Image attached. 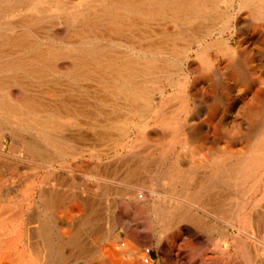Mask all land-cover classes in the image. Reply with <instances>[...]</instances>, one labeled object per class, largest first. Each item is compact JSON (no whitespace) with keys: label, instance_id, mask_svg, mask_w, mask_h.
<instances>
[{"label":"rangeland","instance_id":"obj_1","mask_svg":"<svg viewBox=\"0 0 264 264\" xmlns=\"http://www.w3.org/2000/svg\"><path fill=\"white\" fill-rule=\"evenodd\" d=\"M140 3L151 12H132ZM180 4L195 12H174ZM261 5L259 0L248 4L243 0H0V66L13 59L27 65V70L17 74L0 69V264H42L43 255L36 251L41 248L40 239L33 234L39 223H46L55 237L53 250L61 246L57 236L77 235L74 243L62 244L61 264H132L130 250L137 248L150 264H204V257L211 256L223 233L221 243L232 253L237 248L242 258L239 264H264L258 250L264 237L256 233V239H249L242 234L239 215L230 223L233 227L228 225L230 192L223 185L215 187L216 180L208 177L211 163L229 164L245 156L251 130L261 128L249 126L247 119V106L264 103V18L254 12ZM84 42L106 57L117 58L111 63L115 67L123 66L125 57L134 59L133 65L143 62L150 56L146 52L155 50L156 69L129 85L134 94H117L122 80L101 79L82 68L85 76H72L73 64L64 56ZM40 56L41 62L30 61ZM94 66L88 64V68ZM32 69L39 74L30 73ZM146 90L152 93L145 95ZM56 124L60 128L51 126ZM162 148L164 160L153 173ZM257 159H264V152ZM135 168L138 174L130 175ZM175 168L177 190L172 193L170 173ZM133 187L147 194V203L131 201ZM189 193L196 199L191 200ZM175 202L190 209L199 221L179 223L171 239L166 234L154 235L156 223L149 212L154 206Z\"/></svg>","mask_w":264,"mask_h":264},{"label":"bare ground","instance_id":"obj_2","mask_svg":"<svg viewBox=\"0 0 264 264\" xmlns=\"http://www.w3.org/2000/svg\"><path fill=\"white\" fill-rule=\"evenodd\" d=\"M5 1V0H4ZM9 1V0H8ZM97 1V0H96ZM104 1V0H103ZM118 1H126V0H118ZM231 1V0H230ZM245 4H248L249 2L253 1V0H243ZM261 2H263V5L261 6H258V7H254L255 10L254 12L258 15H262L263 18H264V0H259ZM207 2V1H206ZM218 2V0H217ZM62 3V2H61ZM103 3V2H102ZM4 4V3H3ZM185 4H187V2H185ZM185 4H180L178 7H175L174 8V12L176 13H180V14H186V13H191V12H195L193 9H188L187 6ZM204 4V3H203ZM239 4V3H238ZM2 5V4H1ZM5 5V4H4ZM9 5V4H8ZM141 5V6H140ZM140 5L138 6H135V8H131V11L132 12H136V11H139V12H148L150 13L151 11H149L148 9H144V5L143 3H140ZM150 5V4H148ZM214 5V4H213ZM228 5V4H227ZM236 5V4H235ZM244 5V4H243ZM221 6V5H220ZM223 6V5H222ZM239 6V5H238ZM210 8V7H209ZM229 8V7H228ZM84 10V9H83ZM242 10V9H241ZM251 10V9H250ZM85 11V10H84ZM197 11V9H196ZM207 11V10H206ZM253 12V11H252ZM197 13V12H196ZM205 13V12H204ZM257 15V16H258ZM136 16V15H135ZM206 17V16H205ZM196 18V17H195ZM258 18V17H257ZM135 19V18H134ZM133 19V20H134ZM174 19V17H173ZM173 19H172V23H173ZM261 19V18H260ZM153 20V19H152ZM196 20V19H195ZM204 20V19H203ZM202 20V21H203ZM136 21V20H135ZM155 21V20H153ZM171 21V20H170ZM169 21V22H170ZM192 21V20H191ZM205 21V20H204ZM26 22V21H25ZM134 22V21H132ZM140 22V21H139ZM145 22V21H144ZM74 23V22H73ZM163 23V22H162ZM162 23L160 25H162ZM166 23V22H165ZM185 23V22H184ZM191 23V22H190ZM195 23V22H194ZM199 23V22H198ZM142 24V23H141ZM183 24V23H182ZM181 24V25H182ZM187 24V23H186ZM185 24V25H186ZM197 24V23H196ZM195 24V25H196ZM167 25V24H166ZM169 25V23H168ZM198 25V24H197ZM209 25V24H208ZM132 26V25H131ZM170 26V25H169ZM180 26V25H179ZM233 26V25H232ZM162 27H164L162 25ZM184 27V25H183ZM198 27V26H197ZM209 27V26H208ZM235 27H238V26H235ZM170 28V27H169ZM176 28V27H175ZM179 28V27H178ZM240 28V27H239ZM180 29V28H179ZM178 29V30H179ZM201 29V28H200ZM205 29V28H204ZM207 29V28H206ZM30 30V29H29ZM157 30V29H156ZM172 30V28H171ZM181 30V29H180ZM189 30V28H188ZM145 31V30H144ZM155 31V30H154ZM232 31H234V29H232ZM148 32V31H146ZM156 32V31H155ZM158 32V30H157ZM192 32V30H191ZM195 32V30H194ZM193 32V33H194ZM17 33V32H16ZM144 33V32H143ZM176 33V31H175ZM209 33V32H208ZM239 33V32H238ZM195 34V33H194ZM201 34V32H200ZM127 35V34H126ZM132 35V34H131ZM136 35V34H135ZM146 35V34H145ZM14 36V35H13ZM128 36V35H127ZM139 36V35H138ZM178 36V35H177ZM184 36V35H183ZM198 36V35H197ZM135 37V36H134ZM147 37V36H146ZM217 37V36H215ZM222 37V36H221ZM55 38V37H54ZM112 38V37H111ZM227 38V37H226ZM136 39V38H135ZM138 39V38H137ZM142 39V38H141ZM193 39V38H192ZM34 40V39H33ZM225 40V39H223ZM167 41V40H166ZM172 41V40H170ZM178 41V40H177ZM181 41V40H180ZM214 41V40H213ZM137 42V41H136ZM142 42V41H141ZM196 42V41H195ZM209 44L211 43L210 41H208ZM185 43V42H184ZM190 43V41H189ZM188 43V44H189ZM214 43V42H213ZM3 44V43H1ZM127 44V43H126ZM150 44V43H149ZM193 44V43H192ZM23 45H25L23 43ZM22 45V46H23ZM151 45V44H150ZM160 45V44H159ZM166 45V44H165ZM201 45V44H200ZM15 46V45H14ZM17 46V45H16ZM20 46V44H19ZM147 46V45H146ZM152 46V45H151ZM154 46V45H153ZM167 46H169L167 44ZM182 46H185V45H182ZM187 46V45H186ZM185 46V47H186ZM218 46V45H217ZM229 46V45H228ZM144 47V46H143ZM179 47V46H178ZM191 47V46H190ZM216 47V46H215ZM138 48V47H137ZM167 48V47H166ZM171 48V47H170ZM177 48V46H176ZM189 48V47H188ZM199 48V47H198ZM197 48V49H198ZM204 48V47H203ZM207 48V47H206ZM205 48V49H206ZM219 48V47H218ZM141 49V48H140ZM175 49V48H174ZM173 49V50H174ZM179 49V48H178ZM185 49V48H184ZM196 49V50H197ZM231 49V48H230ZM5 50V49H4ZM139 50V49H138ZM143 50V49H142ZM158 50V49H157ZM170 50V49H169ZM172 50V49H171ZM68 51V50H67ZM155 51V50H154ZM154 51H151V50H148L146 53H148L150 56L147 57L146 59L143 60V62H136V64L133 65V63L135 62L134 59H129L130 57H125L124 58V61L126 62L123 66H119V67H115V66H111V63H115L117 61V58H114V57H106L103 52L100 50V49H95L91 46V44L89 42H84L82 44V47H79V49L77 50H73V51H70L68 52L67 54H65L64 57L66 58H69L72 62V68H71V72H72V76L73 77H79L80 75H83L84 73H82L81 71V68L82 69H85V70H92L93 74L95 73V75H98L99 78L101 79H119V80H122V83L119 85V87L117 89H115V93L117 94H127V95H130V94H134L133 93V89H131V87L129 85L133 84V83H136L135 80L136 78H139V77H142L144 75H151L153 73V71L156 69V58L154 57ZM177 51V50H176ZM202 51V50H201ZM206 51V50H205ZM222 51V50H221ZM225 51V50H224ZM61 52V50H60ZM56 53V52H55ZM158 53V52H157ZM181 53V52H180ZM221 53V52H220ZM227 53V51H226ZM22 54V53H20ZM177 54V53H176ZM169 55V54H168ZM207 55V54H206ZM228 55V54H227ZM226 55V56H227ZM230 55V54H229ZM43 60V58L40 56V57H37V58H32L30 59V61H35V62H41ZM47 60V59H46ZM119 60V58H118ZM184 60V59H183ZM29 61V62H30ZM159 61H160V58H159ZM163 61V59L161 60V62ZM51 64V63H50ZM88 64H95L94 67H91V68H88ZM98 64V65H97ZM119 64V63H118ZM165 64V63H164ZM167 64V63H166ZM188 64V63H187ZM237 64V63H236ZM232 65V64H231ZM27 65L22 61V60H17V59H13L9 62H6L4 63L3 65L0 66V69L1 70H6V71H11L15 74L18 73V71H24V70H27ZM186 66V65H185ZM49 67H51V65H49ZM230 67V66H229ZM241 67V66H240ZM233 68V67H232ZM236 68V67H235ZM238 70V67L236 70L234 71H237ZM30 73H37V72H40V71H36L34 69L32 70H29ZM81 71V72H80ZM220 71V70H219ZM69 72V70H68ZM163 72V71H162ZM166 74H167V70L165 71ZM169 72V71H168ZM82 73V74H81ZM164 73V72H163ZM216 73V72H215ZM39 74V73H37ZM41 74V73H40ZM64 74V72H63ZM156 74V73H155ZM158 74V73H157ZM162 74V73H161ZM238 74V75H237ZM236 76H240V73L237 72ZM10 75V74H9ZM42 75V74H41ZM49 76V75H48ZM63 76V75H62ZM85 76V75H83ZM155 77H159V76H156L154 75ZM166 76V75H165ZM164 76V77H165ZM218 76V75H216ZM227 76V75H226ZM149 77V76H148ZM162 77V76H160ZM70 78V77H69ZM85 78V77H84ZM83 78V79H84ZM186 78V77H185ZM219 78V77H218ZM233 78V77H231ZM262 78V77H261ZM64 79V78H63ZM95 79V78H94ZM147 79V77H146ZM188 79V78H187ZM263 79V78H262ZM45 80V79H44ZM55 80V79H54ZM141 80V79H140ZM144 80V79H143ZM142 80V81H143ZM148 80V79H147ZM150 80V79H149ZM168 80V79H167ZM176 80V79H175ZM214 80V79H213ZM19 81V79H18ZM26 81V80H25ZM63 81V80H62ZM62 81H60L62 83ZM65 81V80H64ZM87 81V79H86ZM187 81V80H186ZM98 82V81H97ZM140 82V81H139ZM143 82H146V81H143ZM163 82V81H162ZM190 82V81H189ZM235 82V81H234ZM142 83V82H141ZM157 83V82H156ZM14 84V83H13ZM50 84V82L48 83ZM57 84V83H56ZM79 84V83H78ZM86 84V83H85ZM116 84V83H115ZM114 84V86H115ZM146 84V83H145ZM149 84V82H148ZM160 84V83H159ZM183 84V83H182ZM237 84V83H236ZM254 84V83H253ZM53 85V84H52ZM60 85V83H59ZM74 85V84H73ZM94 85V83L92 84ZM106 85V84H104ZM112 85V84H111ZM143 85V84H142ZM156 85V84H155ZM181 85V84H180ZM186 85V84H185ZM238 85V84H237ZM236 85V86H237ZM256 85V84H255ZM66 86V85H65ZM103 86V85H102ZM138 86V85H137ZM171 86V85H170ZM226 86V85H225ZM239 86V85H238ZM237 86V87H238ZM48 87V85H47ZM51 87V86H50ZM152 87V86H151ZM150 87V88H151ZM155 87V86H153ZM152 87V88H153ZM227 87V86H226ZM258 87V86H257ZM257 87H256V90H257ZM56 87H54L55 89ZM96 88V87H95ZM149 88V86H148ZM160 88V86H159ZM190 88V87H189ZM231 88V87H230ZM251 88V87H250ZM4 89V88H3ZM73 89V88H72ZM80 89V88H79ZM89 89V88H88ZM147 89V88H146ZM170 89V88H169ZM212 89V88H211ZM240 89V88H239ZM113 90V89H112ZM143 90V89H142ZM155 90V89H154ZM157 90V89H156ZM227 90V89H226ZM255 90V89H254ZM255 90V91H256ZM99 91V90H98ZM164 91V90H163ZM212 91V90H211ZM210 91V92H211ZM228 91V90H227ZM229 91H231L229 89ZM7 92V91H6ZM76 92V91H75ZM105 92V91H104ZM113 92V91H112ZM151 92V91H150ZM149 91H145L144 94L145 95H149L150 93ZM165 92V91H164ZM190 92V91H189ZM254 92V91H253ZM39 93H42V92H39ZM44 93V92H43ZM86 93V92H85ZM142 93V92H141ZM152 93V92H151ZM193 93V92H192ZM212 93V92H211ZM218 93V92H217ZM229 93V92H228ZM231 93V92H230ZM250 93V91H249ZM12 94V93H11ZM49 94V93H48ZM103 94V93H102ZM113 94V93H111ZM140 94V93H139ZM154 94V93H153ZM208 94V93H207ZM223 94V92H222ZM69 95V94H68ZM84 95V94H83ZM97 95V94H96ZM101 95V94H100ZM143 95V94H142ZM162 95V94H161ZM215 95V94H214ZM213 95V96H214ZM234 95V94H233ZM76 96V95H75ZM123 96V95H122ZM140 96V95H139ZM144 96V95H143ZM237 96V95H236ZM86 97V96H85ZM112 97V96H111ZM119 98H121L119 95H118ZM147 97V96H146ZM51 98V97H50ZM92 98V97H91ZM117 98V97H116ZM123 98V97H122ZM127 98V97H126ZM149 98V97H148ZM187 98V97H186ZM215 99V97H213ZM110 99V98H109ZM113 99V98H112ZM64 100V99H63ZM74 100V99H73ZM86 100V99H85ZM101 100V99H100ZM99 100V101H100ZM51 101V100H50ZM57 101V100H56ZM115 101V100H114ZM124 101V100H123ZM122 101V102H123ZM141 101V100H140ZM186 101V100H185ZM227 101V100H225ZM237 101V100H236ZM240 101V100H239ZM243 101V100H242ZM245 101V100H244ZM90 102V101H89ZM108 102V101H106ZM119 102V101H118ZM132 102V101H131ZM137 102V101H136ZM139 102V101H138ZM233 102V101H232ZM241 102V101H240ZM88 103V102H87ZM105 103V102H104ZM120 103V102H119ZM167 103V102H166ZM188 103V102H187ZM236 103V102H235ZM47 104V103H45ZM51 104V103H50ZM95 104V103H94ZM113 104V103H112ZM237 104V103H236ZM247 104V103H246ZM82 105V104H81ZM96 105V104H95ZM115 105V104H114ZM119 105V104H118ZM124 105V104H123ZM122 105V106H123ZM127 105V104H126ZM189 105V104H188ZM33 106V105H32ZM37 106V105H36ZM74 106V105H73ZM79 106V105H78ZM83 106V105H82ZM120 106V105H119ZM130 106V104H129ZM140 106V105H139ZM145 106V105H144ZM148 106V105H147ZM181 106V105H180ZM232 106V105H231ZM230 106V107H231ZM235 106V105H234ZM240 106V105H239ZM29 107V106H28ZM34 107H35V104H34ZM53 107V106H52ZM60 107V106H59ZM85 107V105H84ZM95 107V106H94ZM118 107V106H117ZM134 107V106H133ZM189 107V106H188ZM228 107V106H227ZM236 107V106H235ZM33 108V107H32ZM31 108V109H32ZM62 108V107H61ZM77 108V107H76ZM83 108V107H81ZM92 108V107H91ZM107 108V107H106ZM144 108V107H143ZM161 108V107H160ZM159 108V109H160ZM187 108V107H186ZM184 108V109H186ZM245 108V107H244ZM12 109V108H11ZM26 109V108H25ZM80 109V108H79ZM86 109V108H85ZM96 109V108H94ZM99 109V108H98ZM102 109V108H101ZM117 109V108H116ZM128 109V108H127ZM226 109V108H225ZM231 109H233L231 107ZM18 110V109H16ZM28 110V109H27ZM66 110V109H65ZM73 110V109H72ZM83 110V109H81ZM88 110V108L86 109ZM93 110V109H92ZM91 110V111H92ZM122 110V109H120ZM125 110V109H124ZM166 110V109H165ZM164 110V111H165ZM227 110L230 112V110L227 108ZM240 110V109H238ZM246 110V109H245ZM247 110H248V114H247V119H248V122H249V126L251 127H254V126H260L261 128L256 130V131H252L250 132L249 134V139H248V152H246L245 156L242 157V155L240 156L241 158H239L238 160H236L235 162H231L228 164H225V162L223 161H217L215 163H211V166H210V173H209V176L210 179H215L217 184L215 187H221L222 185L226 187V189L230 192V200L228 201V205H229V215L227 216V219H228V222H229V226H231V224L233 223V221L235 220V216L236 215H239L238 216V219L241 223V226L238 227L240 228V232L242 234H244L247 238L249 239H256L255 237V234L258 233L259 235H261L262 237H264V159H257V155L264 152V103L262 105H255V106H247ZM31 111H34V110H31ZM100 111V110H99ZM107 111V110H106ZM163 111V112H164ZM190 111V110H189ZM188 111V112H189ZM215 112V110H213ZM35 112V111H34ZM90 112V110L88 111ZM87 112V113H88ZM119 112V111H118ZM140 112V111H139ZM238 112V111H237ZM236 112V113H237ZM31 113V112H30ZM99 113V112H98ZM97 113V114H98ZM117 113V111L115 112V114ZM145 113V112H144ZM154 113V112H153ZM213 113V112H212ZM21 114V113H20ZM90 114V113H89ZM92 114V113H91ZM106 114V113H105ZM123 114V112H122ZM128 114V113H126ZM135 114V113H134ZM166 114V113H165ZM169 114V113H168ZM215 114V113H214ZM65 115V114H64ZM86 114H84L85 116ZM103 115V114H102ZM101 115V116H102ZM153 115V114H152ZM186 115V114H185ZM188 115V114H187ZM33 116V115H32ZM35 116V114H34ZM60 116V115H59ZM72 116V115H71ZM76 116V115H75ZM109 116V115H108ZM131 116V115H130ZM230 116V115H229ZM232 116V115H231ZM69 117V116H68ZM107 117V116H106ZM110 117V116H109ZM187 117V116H186ZM218 117V116H217ZM64 118V117H63ZM93 118V117H92ZM96 118V117H95ZM115 118V117H114ZM123 118V117H122ZM127 118V117H126ZM179 118V116H178ZM233 118V117H232ZM68 119V118H67ZM86 119V118H85ZM130 119V118H129ZM185 119V118H184ZM188 119V118H187ZM211 119V118H210ZM230 119V118H229ZM77 120V119H76ZM88 120V119H87ZM121 120V119H120ZM126 120V119H124ZM66 121V119H65ZM75 121V120H74ZM81 121V120H80ZM89 121V120H88ZM96 121V120H95ZM94 121V122H95ZM100 121V120H99ZM98 121V122H99ZM101 121H103L101 119ZM106 121V120H105ZM119 121V120H118ZM135 121V120H134ZM187 121V120H186ZM190 121V120H189ZM43 122V121H42ZM107 122V121H106ZM116 122V120H115ZM121 122V121H120ZM132 122V121H131ZM137 122V121H136ZM179 122V121H178ZM191 122V121H190ZM237 122V121H236ZM235 122V123H236ZM1 123V122H0ZM54 124V122L50 121L49 124ZM56 123V122H55ZM85 123V122H84ZM89 123V122H88ZM112 123V122H110ZM150 123V122H149ZM241 123V122H240ZM41 124V122H40ZM39 124V125H40ZM45 124V123H44ZM61 124V123H60ZM87 124V123H86ZM91 124V123H90ZM89 124V125H90ZM96 124V122H95ZM103 124V123H102ZM105 124V123H104ZM160 124V123H159ZM195 124V123H194ZM238 124V123H237ZM92 125V124H91ZM110 125V124H108ZM112 125V124H111ZM122 125V124H121ZM127 125V124H126ZM175 125H178V124H175ZM208 125V124H206ZM49 126V125H48ZM54 129H58L60 128L57 124L56 125H51ZM88 126V125H87ZM93 126V125H92ZM100 126V125H99ZM124 126V125H123ZM135 126V125H134ZM169 126V125H168ZM167 126V127H168ZM173 126V125H172ZM114 127V126H113ZM163 127V126H162ZM161 127V128H162ZM165 127V126H164ZM52 128V129H53ZM71 128V127H70ZM108 128V127H107ZM122 128V127H121ZM174 128H177L174 126ZM172 128V129H174ZM240 128V127H239ZM65 129V127H64ZM109 129V128H108ZM112 129V128H111ZM125 129V128H124ZM166 129V128H164ZM178 129V128H177ZM188 129V128H187ZM209 129V128H208ZM212 129V128H211ZM60 130V129H59ZM62 130V129H61ZM67 130V129H66ZM167 130V129H166ZM189 130V129H188ZM235 130V129H233ZM99 131V130H98ZM126 131V130H125ZM134 131V130H133ZM187 131V130H186ZM190 131V130H189ZM229 131V130H228ZM31 132V131H29ZM109 132V131H108ZM174 132V131H173ZM188 132V131H187ZM231 132V130H230ZM234 131H232L233 133ZM249 132V131H248ZM58 133V132H56ZM73 133V132H72ZM86 133V132H85ZM121 133V132H120ZM132 133V132H131ZM166 133V132H165ZM204 133V132H202ZM206 133V131H205ZM214 133V132H213ZM235 133V132H234ZM16 134V133H15ZM47 134V133H46ZM99 134V132H98ZM109 134H111L109 132ZM123 134V132H122ZM168 134V133H167ZM182 134V133H181ZM14 135V134H13ZM18 135V134H17ZM20 135V134H19ZM67 135V134H66ZM78 135V134H77ZM75 135V136H77ZM86 135V134H85ZM84 135V136H85ZM102 135V134H101ZM104 135V134H103ZM116 136L118 134H115ZM7 136V135H6ZM23 136V135H21ZM83 136V137H84ZM88 136V135H87ZM92 136V135H91ZM100 136V135H99ZM19 137V136H18ZM25 137V136H24ZM53 137V136H52ZM62 137V136H61ZM80 137V136H79ZM89 137V136H88ZM87 137V138H88ZM106 137V135H105ZM103 136V138H105ZM118 137V136H117ZM124 137V136H123ZM138 137V136H137ZM144 137V136H143ZM171 137V136H169ZM173 137V136H172ZM54 138V137H53ZM107 138V137H106ZM105 138V140H106ZM112 138V137H111ZM116 138V137H115ZM122 138V137H121ZM180 138V137H179ZM190 138V137H189ZM199 138V137H198ZM213 138V137H212ZM246 138V136H245ZM52 139V138H51ZM64 139V138H63ZM70 139V138H69ZM78 139V138H77ZM76 139V140H77ZM109 139V138H108ZM141 139V138H140ZM173 139V138H172ZM178 139V138H177ZM176 139V140H177ZM188 139V138H187ZM191 139V138H190ZM210 139V138H209ZM214 139V138H213ZM226 139V138H224ZM236 139V138H235ZM241 139V138H240ZM15 140V139H14ZM93 140V139H92ZM192 140V139H191ZM63 141V140H62ZM68 141V140H67ZM80 141V140H79ZM109 141V140H108ZM106 141V142H108ZM130 141V140H129ZM171 141V140H169ZM232 141V140H231ZM235 141V140H234ZM2 142V141H1ZM17 142V141H16ZM38 142V141H37ZM88 142V141H87ZM91 142V141H90ZM137 142V141H136ZM182 142V141H181ZM187 142V141H185ZM191 142V141H190ZM212 142V141H211ZM220 142V141H219ZM69 143V142H68ZM79 143V142H78ZM139 143V142H138ZM176 143V142H175ZM174 143V144H175ZM188 143V142H187ZM236 143V142H235ZM18 144V143H17ZM61 144V143H60ZM74 144V143H73ZM83 144V143H82ZM105 144V142L103 143ZM168 144V143H167ZM180 144V142H179ZM224 144V143H223ZM69 145V144H68ZM93 145V144H92ZM109 145V144H108ZM166 145V144H165ZM187 145V144H186ZM194 145V144H193ZM201 145V144H200ZM213 145V144H212ZM235 145V144H234ZM81 146V145H80ZM94 146V145H93ZM99 146V145H98ZM138 146L140 147V145L138 144ZM173 146V145H172ZM221 146H222V143H221ZM224 146V145H223ZM222 146V147H223ZM97 147V146H96ZM123 147V146H122ZM146 147V146H144ZM153 147H157V146H153ZM175 147V146H174ZM219 147V146H218ZM232 147V146H231ZM62 148V147H61ZM242 148V147H241ZM42 149V148H41ZM3 150V149H1ZM59 150V149H58ZM70 150V149H69ZM80 150V149H79ZM112 150V149H111ZM142 150V149H141ZM146 150V149H145ZM156 150V149H155ZM154 150V151H155ZM163 150V148L161 149ZM174 150V149H172ZM182 150V149H181ZM236 150V149H235ZM240 150V149H239ZM17 151V150H16ZM62 151V150H61ZM87 151V150H86ZM92 151V150H90ZM129 151V150H128ZM131 151V150H130ZM238 151V150H237ZM27 152V151H26ZM25 152V153H26ZM72 152V151H71ZM78 152V151H77ZM105 152V151H104ZM139 152V151H138ZM169 152V151H168ZM173 152V151H172ZM209 152V151H208ZM23 153V152H22ZM41 153V151H40ZM132 153V152H131ZM140 153V152H139ZM144 153V152H143ZM151 153V152H150ZM204 153V152H203ZM3 154V153H2ZM16 154V153H15ZM31 154V153H30ZM42 154V153H41ZM164 150L160 153V155L155 158L156 159V164L154 165L156 168L153 170V173H155L157 171V167L159 165V161L162 162L161 160L163 159L164 157ZM171 154V153H170ZM176 154V153H175ZM217 154V153H216ZM93 155V154H91ZM133 155V154H132ZM136 155V153H135ZM146 155V154H145ZM203 155V154H202ZM224 155V154H223ZM14 156V155H13ZM22 156V155H21ZM141 156V155H140ZM156 156V155H155ZM154 156V157H155ZM179 156V155H178ZM228 156V155H227ZM235 156V155H234ZM8 157V156H7ZM5 157V158H7ZM32 157V156H31ZM142 157V156H141ZM151 157H153L151 155ZM167 157V156H166ZM173 157V156H172ZM229 157V156H228ZM11 158V157H10ZM14 158V157H13ZM20 158V156H19ZM18 158V159H19ZM124 158V157H123ZM130 158V156H129ZM138 158V157H137ZM177 158V156H176ZM212 158V157H211ZM9 159V158H8ZM52 159V158H51ZM139 159V158H138ZM137 159V160H138ZM154 159V158H153ZM143 160V159H142ZM164 160V159H163ZM166 160V159H165ZM175 160V158H174ZM222 160H225V159H222ZM31 161V160H30ZM34 161V160H32ZM31 161V162H32ZM179 161V160H178ZM234 161V160H233ZM30 162V163H31ZM91 162V161H90ZM168 162V161H167ZM174 162V161H173ZM172 162V163H173ZM48 163V162H47ZM62 163V162H61ZM175 163V162H174ZM107 164H110V163H107ZM135 164V163H134ZM148 164V163H147ZM154 164V163H153ZM169 164V163H168ZM180 164V163H179ZM37 165V164H36ZM77 165V164H76ZM92 165V164H91ZM133 165V164H132ZM146 165V164H145ZM172 165V164H171ZM203 165V164H202ZM38 166V165H37ZM43 166V165H42ZM78 166V165H77ZM102 165H100L101 167ZM113 166V165H112ZM169 166V165H168ZM176 166V165H175ZM193 167H194V163H193ZM41 168V167H39ZM83 167H81L82 169ZM102 168V167H101ZM108 168V166H107ZM111 168V167H110ZM118 168V167H117ZM144 168V167H143ZM191 168V167H190ZM67 169V168H66ZM78 169V168H77ZM80 169V170H81ZM87 169V168H86ZM109 169V168H108ZM126 169V168H125ZM171 169V168H170ZM194 169H196V167H194ZM39 170V169H38ZM68 170V169H67ZM66 170V171H67ZM74 170V169H73ZM202 170V169H201ZM208 170V169H207ZM206 170V171H207ZM94 171V170H93ZM96 171V169H95ZM101 171V170H100ZM107 171V170H106ZM137 168H135L134 170H132L129 174L130 175H135L136 173L138 174L137 172ZM163 171V168L162 170ZM176 171V168L174 170V172H171L170 174L172 175L171 179H170V190L171 192H175L177 190V185H176V179L178 180V178L176 177V174H178ZM186 171V169H185ZM190 171V170H189ZM58 172V171H57ZM70 172V171H69ZM108 172V171H107ZM143 172V170H142ZM164 172V171H163ZM78 173V171H77ZM141 173V172H140ZM144 173V172H143ZM193 173V172H192ZM93 174V173H92ZM95 174V173H94ZM103 174V173H102ZM163 174V173H162ZM200 174V173H199ZM57 175V174H56ZM76 175V174H75ZM185 175V174H184ZM184 175L182 176L184 178ZM60 176V175H59ZM58 176V178H59ZM78 176V175H76ZM101 176V175H100ZM110 176V175H109ZM153 176V174H152ZM96 177V176H95ZM93 177V178H95ZM104 177V176H103ZM108 177V176H107ZM160 177V176H159ZM89 178V177H88ZM99 178V177H98ZM106 178V176L104 177ZM152 178V177H151ZM203 178V177H202ZM77 179V177H76ZM86 179V178H85ZM101 179V178H100ZM142 179V177H141ZM186 179V178H185ZM209 179V180H210ZM0 180H1V177H0ZM154 180V179H153ZM33 181V180H32ZM55 181V180H54ZM76 181V180H75ZM107 181V180H106ZM109 181V180H108ZM113 181V180H112ZM116 183H117V180H116ZM121 183V182H120ZM119 183V184H120ZM131 183V182H130ZM153 183V182H152ZM180 183V182H179ZM35 184V183H34ZM84 184H86L84 182ZM111 184V183H110ZM109 184V186H110ZM118 184V185H119ZM123 184V183H122ZM136 184V183H135ZM135 184H134V187H135ZM193 184V183H192ZM1 185V183H0ZM87 187L89 188L90 185L89 184H86ZM144 185V184H143ZM160 184H158L159 186ZM37 186V185H36ZM64 186V185H63ZM133 186V185H132ZM141 186V185H140ZM152 186V185H151ZM133 187V190H131L129 192V195H130V199L131 201L137 205L139 204L140 202L142 201H145L147 200V194H145L143 191H140L139 189L137 188H134ZM162 187V185H161ZM185 187V186H184ZM32 188V187H31ZM70 188V187H69ZM74 188V187H73ZM72 188V190H73ZM77 188V187H76ZM127 188V187H126ZM131 188V187H130ZM139 188V187H138ZM199 188V187H198ZM82 189V188H81ZM113 189V188H112ZM141 189V188H140ZM165 189V188H164ZM180 189V186L178 187V190ZM225 189V188H224ZM103 190V189H102ZM110 190H111V187H110ZM147 190V189H146ZM183 190V189H182ZM28 192V191H27ZM110 192V191H109ZM178 192V191H177ZM29 193V192H28ZM27 193V195H28ZM83 193V191H82ZM91 193V192H89ZM107 193V192H106ZM151 193V192H150ZM181 193V192H180ZM227 193V192H226ZM154 194H158L159 193H154ZM107 195V194H106ZM190 196L192 199L191 200H195L196 199V196L193 195L192 193H189L187 194V196ZM226 195V194H225ZM80 196V195H79ZM155 196V195H154ZM161 196V195H160ZM224 196V195H223ZM2 197V196H1ZM0 197V198H1ZM166 197V196H164ZM6 198V197H5ZM24 198H25V195H24ZM83 198V197H82ZM44 200V199H43ZM24 201V200H23ZM27 201V199H26ZM205 201V200H204ZM41 202V201H40ZM65 202V201H64ZM144 202V203H145ZM147 203V202H146ZM145 203V204H146ZM172 203V202H170ZM41 204V203H40ZM209 204V203H208ZM36 205V204H35ZM87 205V204H86ZM187 205V204H186ZM75 206V205H73ZM71 206V207H73ZM146 206V205H145ZM15 207V206H14ZM77 207V206H76ZM86 207V206H85ZM250 207V208H249ZM1 208V207H0ZM44 207L42 206V209ZM87 208V207H86ZM248 208V210H247ZM15 209V208H13ZM62 209V208H61ZM128 209V208H127ZM193 209V208H192ZM44 210V209H43ZM50 210V209H48ZM47 210V211H48ZM131 210V209H130ZM75 211V210H74ZM203 212V211H202ZM129 213V212H128ZM34 214V213H33ZM74 214V213H73ZM202 214V213H201ZM130 215V214H129ZM149 215H150V219L155 222V226L153 228V234L154 235H157V236H161L162 234H166L168 236L167 239H171L174 235V230L177 229L178 227V224L183 222V221H199L198 218L196 217V215L190 210V209H186V208H181V206L179 204H177L175 202V204H171L170 206H163V207H159V206H154L152 208V210L149 212ZM203 215V214H202ZM206 215V213H205ZM3 216V215H2ZM43 217V216H42ZM62 217V216H61ZM117 217V216H115ZM138 217V216H137ZM28 218V217H27ZM33 218V217H32ZM126 218V217H125ZM130 218V217H129ZM63 219V218H62ZM115 219V218H114ZM118 219V218H117ZM131 219V218H130ZM136 219V218H135ZM210 219V218H209ZM93 220V219H92ZM125 220V219H124ZM134 220V219H133ZM65 221V220H64ZM130 221V220H129ZM41 222V221H40ZM132 222V220H131ZM6 223V221H5ZM14 223V222H13ZM62 223V222H61ZM115 223V222H114ZM140 223V222H139ZM142 223V222H141ZM218 223V221H217ZM231 223V224H230ZM239 223V224H240ZM12 224V223H11ZM22 224V223H21ZM37 224V223H36ZM133 224H134V221H133ZM136 224V223H135ZM226 224V223H225ZM238 224V225H239ZM19 225V224H18ZM119 225V224H118ZM184 225V224H183ZM221 225V224H220ZM227 225V224H226ZM138 226V225H137ZM216 226V225H215ZM35 227V226H34ZM122 227V226H121ZM139 227V226H138ZM185 227V226H184ZM211 227H213L211 225ZM217 227V226H216ZM233 227V226H231ZM12 228V227H11ZM10 228V229H11ZM214 228V227H213ZM222 228V227H221ZM227 229V228H226ZM235 229V228H234ZM16 230V229H15ZM14 230V231H15ZM20 230V229H19ZM213 229H211L212 231ZM1 231V230H0ZM114 231V230H113ZM117 231V230H116ZM180 231V230H179ZM206 231V230H205ZM219 231V230H218ZM18 232H21L18 231ZM34 232V231H33ZM110 232V231H109ZM121 232V231H120ZM141 232H144V231H141ZM184 232V231H183ZM204 232V231H203ZM3 233V232H2ZM14 233V232H13ZM29 233V231H28ZM182 233V232H181ZM190 233V232H189ZM188 233V234H189ZM207 233V232H206ZM7 234V233H6ZM15 234V233H14ZM32 234V233H31ZM34 236L38 237L40 239V241H37L39 242V246L41 248H37V253L39 255H43V258H44V261L41 262L42 264H61L62 263V259L60 258V255L62 253V246L65 245V244H72L74 243V241H76L77 239V235L74 234L72 237L68 238V239H65L61 236H57L58 237V240L60 241V244L61 246L60 247H57L56 250H53V247H54V243H53V239L55 238H52V233H51V230L49 228V226L46 224V223H39L37 225V228L35 230V232L33 233ZM124 234V233H123ZM209 234V232H208ZM221 234V233H220ZM19 235V234H18ZM105 235V233H104ZM106 235H109V234H106ZM111 235H113L111 233ZM110 235V236H111ZM119 235V234H118ZM181 235V234H180ZM192 235V234H191ZM224 233L222 234V238L221 240H218L217 243L215 244V249H214V252L211 254V256L209 257H204V261L205 262H209V263H216V264H239L241 263V259L237 256V254L239 253V251L237 250V248H235L234 250V253L230 252L229 248L226 246V245H223L221 242L222 240L224 239ZM12 236V235H11ZM10 236V237H11ZM15 236V235H13ZM177 236V235H176ZM209 236V235H208ZM8 237V236H7ZM107 237V236H106ZM126 237V235H125ZM245 237V238H246ZM34 238V237H33ZM104 238V237H103ZM181 238V237H180ZM183 238V237H182ZM4 239V238H3ZM116 239V238H115ZM243 239V238H241ZM6 240V239H5ZM4 240V241H5ZM117 240V239H116ZM115 240V241H116ZM264 240V239H263ZM36 241V242H37ZM170 241V240H169ZM168 241V242H169ZM256 241V240H255ZM260 241V240H259ZM20 242V241H19ZM24 242V241H23ZM27 242L29 244H31L32 242H30V236L28 237L27 239ZM117 243V242H116ZM121 243L123 245L126 246V243L125 241H121ZM153 243V242H152ZM15 244V243H14ZM25 244V243H24ZM37 244V243H36ZM63 244V245H62ZM118 244V243H117ZM141 244V243H140ZM172 244V243H171ZM241 244V243H240ZM26 245V244H25ZM81 245V243H80ZM107 245V244H106ZM111 245V244H109ZM108 245V246H109ZM136 245V244H135ZM152 245V244H151ZM163 245V244H162ZM247 245H250L249 241H247ZM258 245V244H257ZM77 246V245H76ZM79 246V245H78ZM112 246V245H111ZM114 246V245H113ZM167 246V245H166ZM238 246V245H237ZM147 247V246H146ZM246 247V246H245ZM16 248V247H15ZM107 248V247H106ZM242 248V247H241ZM80 249V248H79ZM139 248L137 249H131L130 250V262L132 264H142V262H146V263H149V258L148 257H143L141 256L142 254L139 252L138 250ZM142 249V248H140ZM257 249V248H256ZM7 250V249H6ZM25 250V249H24ZM27 250V249H26ZM104 250V249H103ZM245 250V249H243ZM252 250V249H251ZM258 250H259V256L264 260V242L263 241H260L259 245H258ZM20 251V250H19ZM72 251V250H71ZM70 251V252H71ZM101 251V250H100ZM105 251V250H104ZM122 251V250H120ZM149 251V250H147ZM146 251V252H147ZM77 252H80L79 250ZM76 252V253H77ZM83 252V251H82ZM113 252V251H112ZM144 252V251H143ZM25 253V252H24ZM103 253V252H101ZM119 253V251H118ZM244 253V252H243ZM247 253V252H246ZM24 255V254H23ZM3 257V256H2ZM101 257V256H100ZM114 257V256H113ZM243 257V256H242ZM247 257V256H246ZM253 257V256H252ZM18 258V257H17ZM39 258V257H38ZM37 258V260H38ZM248 258V257H247ZM251 258V257H250ZM254 258V257H253ZM259 258V257H258ZM104 259V258H103ZM247 260V259H246ZM257 260V259H256ZM20 261V260H19ZM22 261V260H21ZM33 261V260H31ZM42 261V260H41ZM98 261V260H97ZM102 261V260H101ZM251 261H252V258H251ZM27 262V261H26ZM204 262V264H205ZM29 263V262H28ZM39 263V261H38ZM247 263V261H246ZM263 263V262H262ZM259 262V264H262ZM251 264V263H250Z\"/></svg>","mask_w":264,"mask_h":264}]
</instances>
